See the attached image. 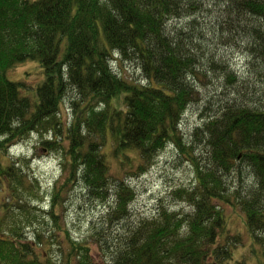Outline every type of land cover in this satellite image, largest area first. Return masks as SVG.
<instances>
[{"label":"trees","instance_id":"1","mask_svg":"<svg viewBox=\"0 0 264 264\" xmlns=\"http://www.w3.org/2000/svg\"><path fill=\"white\" fill-rule=\"evenodd\" d=\"M208 1L0 0V264H223L233 258L234 235L215 201L239 208L251 235L264 243V102L228 62L201 56V42L210 47L208 36L227 38L229 46L239 39L250 49V75L264 83V0H212L224 7L223 18L216 17L218 24L203 19L201 30L197 18ZM181 17L193 20L188 33L176 34L170 20ZM27 61L43 69L35 95H23V87L33 89L7 75ZM114 62L132 64L142 80L117 72ZM210 72L224 78L230 93L225 99L210 94L203 103L209 115L194 132L208 153L203 163L180 128L200 101V75ZM66 97H73L75 119L64 134ZM34 133L67 173L55 182L49 211L48 196L24 170L29 160L18 164L7 155ZM169 144L196 173L193 191L176 193L195 211L180 216L163 209L152 219L128 222L137 192L114 176L108 157L121 167L131 164L132 174L143 173ZM235 172L238 178L230 181ZM70 185L108 206L82 240L61 225L57 212ZM50 219L54 230H48ZM37 224L29 238L27 229Z\"/></svg>","mask_w":264,"mask_h":264},{"label":"rangeland","instance_id":"2","mask_svg":"<svg viewBox=\"0 0 264 264\" xmlns=\"http://www.w3.org/2000/svg\"><path fill=\"white\" fill-rule=\"evenodd\" d=\"M212 4V0H209L205 13L203 14L202 10L198 15L197 21L201 30H203V19H207L210 23L218 24L220 21L217 22L216 17L223 18L221 13L225 11L224 7L217 1H215L214 5ZM213 7L217 8V12H214L215 10ZM224 18H226V16H224ZM192 20L193 19L187 17H181L174 19V21L170 20L171 22L169 25L177 30L176 34L178 32L188 33L189 24L187 22H191ZM205 24L206 22H204V25ZM219 34H221L220 31ZM226 39L227 38H225V41H217L215 38L208 36L207 40L210 43V47L208 43H205V47L207 45V48H203L202 41L201 56L203 57V54L209 53V57H216L222 64L228 62L232 66L231 69L234 70L236 74L239 73L240 77L244 76L249 82L254 84V87L258 89V95H260L259 98H257L262 99V102H264V83L259 82L260 80L258 77L250 75V73L253 72V64L250 61V49L247 44L245 42H239V39H237L238 41H233L231 46H229L224 44L227 42ZM203 49H205L204 53ZM113 64L115 70L124 74L127 78L134 79L135 81L142 80L141 70L132 64L127 62L122 64L114 62ZM7 75L9 80L25 84L27 87H31L30 89H33L25 92L26 90L23 87L21 89L23 95H27V93H34L33 95H35L38 90L37 88L44 81L43 69L39 63L34 61H27L20 64L19 67L8 71ZM214 76L215 73L213 72H210L209 77L205 78L200 75L202 79V82L198 83L200 86V101L189 108L180 128L184 136V144L190 146L191 143L194 142L196 147L194 154L198 156L203 163H205L206 160L209 161L208 153L203 144L200 145L198 142H195L196 138L194 135L197 127L203 125V117L209 115V111L205 110V105L203 103L206 101V96L208 97L210 94L225 99L229 97L230 93V90L226 88V83L223 80L224 78L220 79V74H217V79H215ZM263 80L264 79L261 81ZM223 87H225V89H222ZM245 92L248 95L244 98L246 102L248 101L249 94H252V92L250 90ZM72 99L73 97H66L61 107V121L63 122L64 134L66 133L65 128L75 119V112L71 104ZM211 106L214 110L217 105L213 106L211 104ZM207 107L209 108V104ZM39 137L40 136L36 133L30 135L21 143L10 147L7 155L12 161L18 164H23L21 159L29 160V168L25 167L24 170L30 175L31 179L35 181L36 178L38 180L45 197L48 196V207H46V211H49L51 193L54 190L55 182L58 183L66 178L67 173H65L60 166L57 157L59 155L51 152L45 145H42L39 141ZM64 143L65 149L66 147H70L68 141ZM106 148L107 150L109 149L110 152V146ZM108 158L114 176L125 178L127 183L137 192L136 199L129 208L130 218L127 220L128 222L139 223L144 219H152L158 216L159 212L163 209L169 212H175L180 216L192 215L195 211V207L186 197L176 195L179 190L193 191L196 186V173L192 164H190L191 162L188 161L187 158L181 157L174 145L169 144L166 149L158 153L154 160L146 166L143 173L137 172V174H132L131 172L133 169L131 168V164L121 167L118 160L112 158V156ZM127 170L129 173L124 175ZM231 177L237 179L238 175L237 173L231 174L229 178L230 181ZM247 183H249L248 180ZM81 189L80 186L76 187L75 185H70L65 189L59 200V202H62V205L59 206L57 210L58 214L61 215V225L70 231L74 239L80 240L89 236L91 223L94 220H99L108 207L102 205L98 201H94L95 199L91 195H87V198H84ZM215 205L224 209L229 234L234 235L232 239L230 238V244L234 246L232 247L233 258L231 261H227L223 264H264V243H261L251 235L248 225L246 224L247 221L244 213L239 208H236V206L222 201H215ZM53 222L52 219L48 220V230H54L55 224ZM124 225L125 223H120L116 228L120 230ZM40 227L41 225L37 224L33 228H28L26 234L29 238H33L36 230ZM221 233L219 240L223 244H226V235H222ZM236 236H240L241 240H236ZM97 260H101V257H97ZM101 264L110 263L105 261Z\"/></svg>","mask_w":264,"mask_h":264}]
</instances>
